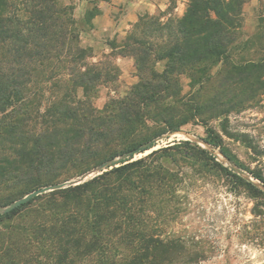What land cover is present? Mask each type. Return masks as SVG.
Here are the masks:
<instances>
[{"label":"trees","instance_id":"obj_1","mask_svg":"<svg viewBox=\"0 0 264 264\" xmlns=\"http://www.w3.org/2000/svg\"><path fill=\"white\" fill-rule=\"evenodd\" d=\"M246 3L189 0L179 16L171 0L166 11L139 16L116 54L134 60L138 81L98 109L91 97L120 70L92 61L72 11L56 0H0V207L190 123L201 122L206 140L221 147L208 122L225 117L223 132L232 137L228 116L264 95V5L258 54L253 39L243 40ZM40 81L59 85L44 113L35 103L47 90L35 88ZM188 170L258 191L206 149L175 142L1 214L0 264L199 263L204 252L167 231L181 212Z\"/></svg>","mask_w":264,"mask_h":264},{"label":"rangeland","instance_id":"obj_2","mask_svg":"<svg viewBox=\"0 0 264 264\" xmlns=\"http://www.w3.org/2000/svg\"><path fill=\"white\" fill-rule=\"evenodd\" d=\"M56 1L59 6L72 11L82 45L93 50L92 61L105 65L113 63L117 66L114 56L119 52L122 41L131 33L133 27L124 36H108L104 40L97 38L92 29L95 19L101 16L105 9H111L112 20H116L120 14L127 11L128 4L124 2L113 4L112 0ZM135 1L142 5L146 0ZM175 1V13L179 15V2L186 3L182 6L185 13L189 0ZM261 3L264 5V0H247L243 15V40L253 39V49L258 54L257 33H259L260 14L263 11ZM88 12L90 13L87 15ZM93 14L97 15L90 20ZM93 38L95 41L93 46H90ZM114 43L118 49L110 54L111 44ZM96 51H100L101 55L96 54ZM159 68L162 69L163 64H160ZM121 69L122 71L112 69L110 82L102 85L91 97L96 108L103 109L111 99L122 98L137 83L135 67L131 69L123 65ZM54 82L56 81L50 83L40 81L35 85L37 90L47 89L44 91V98L40 93L35 100L36 105L40 106L41 113L46 111L53 97L57 95L59 85L51 89ZM182 82L184 94H188L189 80L183 78ZM228 118V129L232 137L223 132L225 117L208 122V127L223 138L221 147H214L206 140L207 127L197 122V124L190 123L171 135L155 139V147L135 159L169 144L173 145L175 142L190 141L209 151L217 162L255 186L259 192L250 191L244 185L234 184L220 174L212 173L202 178L197 174L192 175V171L188 170L187 175H191L192 178H185L183 187L178 192L179 196L183 197L181 212L169 223L167 231L170 235L182 238L199 252H204L206 259L196 264H264V184L253 176L256 173L262 175L264 179V95H259L257 100L245 110L232 113Z\"/></svg>","mask_w":264,"mask_h":264},{"label":"crops","instance_id":"obj_3","mask_svg":"<svg viewBox=\"0 0 264 264\" xmlns=\"http://www.w3.org/2000/svg\"><path fill=\"white\" fill-rule=\"evenodd\" d=\"M121 2L127 3L129 7L127 6V11L120 14L116 20H112V14H110L112 12L111 9H105L102 15L95 19L94 28L92 30L94 35L100 40H104L108 36L120 37L126 35L131 27L138 21L139 16L145 14L156 15L160 11H166L171 4V0H146L142 5L135 0H112L113 4H121ZM185 4L184 2H179V16L183 15L184 9H182V6ZM115 9L114 7V10ZM94 41L93 38V41H90V46H93L92 44ZM112 52L113 49L111 48L110 54H112ZM96 54L101 55L100 51H96ZM114 57L116 58V63L120 71H122L121 68H123V65H127L129 68L131 67V69H134L135 63L132 58L116 55Z\"/></svg>","mask_w":264,"mask_h":264},{"label":"water","instance_id":"obj_4","mask_svg":"<svg viewBox=\"0 0 264 264\" xmlns=\"http://www.w3.org/2000/svg\"><path fill=\"white\" fill-rule=\"evenodd\" d=\"M155 143H156V141H153L151 143H148L147 145H145L142 148L130 151V152L126 153L125 155L121 156L118 159H115L113 161L105 163L104 165L99 167L96 171L91 172V173H89L87 175H84V176H82V177H80L78 179L67 181V182H63V183H58V184H55V185H50V186L43 187V188H40V189H36L35 191H33V192L27 194L26 196L18 199L14 203H12V204H10L8 206L0 208V215L1 214H5L7 212H10V211H12V210H14V209H16L18 207H21L22 205L28 203L29 201H31L32 199H34L37 196H40V195H43V194H46V193H49V192H53V191H56V190L65 189V188L73 186V185L80 184V183H82L84 181L89 180L90 178H93L94 176H97L99 174H102L105 171H108V169H112L113 166L119 165L121 162H124L127 159H135L138 155H142V154L146 153L147 151L151 150L152 148H154L155 146H152V145H155ZM149 147H152V148H149Z\"/></svg>","mask_w":264,"mask_h":264}]
</instances>
